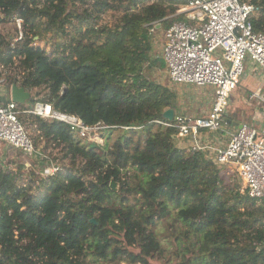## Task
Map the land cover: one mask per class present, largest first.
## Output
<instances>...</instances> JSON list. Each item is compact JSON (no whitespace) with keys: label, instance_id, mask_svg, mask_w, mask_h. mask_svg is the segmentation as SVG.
Masks as SVG:
<instances>
[{"label":"trees","instance_id":"1","mask_svg":"<svg viewBox=\"0 0 264 264\" xmlns=\"http://www.w3.org/2000/svg\"><path fill=\"white\" fill-rule=\"evenodd\" d=\"M90 1L94 18L77 13L72 0H0V14L22 19L26 30L14 48L0 34V62L15 73L8 86L38 90L39 100L85 125L112 127L102 146L90 147L60 122L19 116L36 134L34 147L58 150L68 165L57 161L61 170L35 181L32 194L0 161V264H149L162 255L158 224L181 264H264L263 205L226 183L223 175L233 176L207 154L178 148L175 129L156 123L179 113L176 93L144 73L165 68L151 56L149 30L185 21L176 12L186 1ZM251 2L260 7L251 22L264 33V0ZM107 11H120L118 23L98 26ZM37 19L61 37L76 21L79 37L47 54L28 36ZM36 96L18 108L30 110ZM168 109L172 121L163 116Z\"/></svg>","mask_w":264,"mask_h":264},{"label":"built area","instance_id":"2","mask_svg":"<svg viewBox=\"0 0 264 264\" xmlns=\"http://www.w3.org/2000/svg\"><path fill=\"white\" fill-rule=\"evenodd\" d=\"M178 11L190 12L187 22L172 24L164 32L162 60L169 80L176 84L209 87L212 102L204 116L194 117L179 113L172 123H160L176 130L175 138L192 137V152L208 147L197 143L201 131H219L224 123L226 109L232 92L244 74V63L251 62L264 74V33L257 32L251 18L260 7L242 0H185ZM177 11V12H178ZM16 37L11 48L23 37V21L14 18ZM154 25V24H153ZM152 25L150 33L158 26ZM32 46L36 47L33 40ZM7 66L0 62V146L6 145L20 151L35 161L51 162L40 176H53L61 167L36 149L20 122L19 116L28 114L43 120H53L66 125L70 132L86 144L103 145V132L112 128L104 124L85 125L78 117L56 111L48 102L38 100L30 110H20L11 100V86L7 84ZM33 96L31 90H26ZM10 96V98H8ZM259 98L254 94L252 97ZM263 103L264 116V98ZM128 129V128H123ZM216 166L225 168L227 174H235L246 188L249 198L264 207V138L257 130L245 124L239 126L228 139L226 146L213 150L209 157ZM25 187V185H24ZM34 192L35 187H25Z\"/></svg>","mask_w":264,"mask_h":264},{"label":"rangeland","instance_id":"3","mask_svg":"<svg viewBox=\"0 0 264 264\" xmlns=\"http://www.w3.org/2000/svg\"><path fill=\"white\" fill-rule=\"evenodd\" d=\"M45 1L46 0H40L39 2L40 6H42L45 3ZM72 1H73L74 9H76L77 13H83V11H87V14H90L92 18L97 16V12L93 7L92 1L87 0L86 4L82 3L80 0H72ZM247 2H251V0H247ZM181 8H183V5L179 7V9ZM180 14L184 15L185 21H177L175 23L187 22L191 15L190 12L188 11L176 12V15H180ZM120 17H121L120 11H107L104 14L100 15L101 19L97 21L98 22L97 24L98 26H113L116 23H118ZM0 20H3V22L0 23V34L5 38L6 43H10L11 41H13V39L16 37L17 34L15 20L14 18L4 17L3 14H0ZM37 21L39 23L37 26L38 28L28 33V36L33 37L32 39L35 41L36 47L45 50L47 54H51L54 50L58 49L60 45H63L65 43H70V39L73 35L79 37L77 31L73 30V26H75L76 21H73L72 25H66L65 29L68 32V36L66 37L65 36L61 37L58 34H55L53 31L47 30L45 20L37 19ZM94 21L95 20L93 19L91 20V22ZM164 32L165 30H159V28L157 31L153 33H150L149 31V34H151V45H152L151 56L157 59H162V49L164 46ZM22 33L24 35L26 33V30L25 32L23 31ZM32 43L34 42L32 41ZM7 73L12 76H14L15 74L14 69L13 67H11V65L7 66ZM144 73L155 84L161 85L163 87H167L176 93L177 95L176 102L179 108L181 109L180 113L183 114L186 113L189 115L190 114L189 111H192V109L195 108L194 105L197 103V102L195 103L194 100H197V98L201 96L203 97L205 96L207 99H209L211 88L172 83L168 78L166 67L164 69H158V68L147 69L145 67ZM38 93L39 91L35 90V92H33V95L36 96ZM42 95L44 94L40 93L38 97L36 96L38 100L43 98ZM8 98H10V96H8ZM22 104L25 107H28L30 105L29 99H26ZM197 105H199L197 106V108H199L201 106V103L198 102ZM236 107H237V102L235 101V99H233L231 105H228L227 107L229 114H232L233 110H235ZM26 131L28 132L29 136L31 135V137H34L36 135L31 131L30 128H28V126L26 128ZM89 146L92 147L94 146V144L90 143ZM42 147L43 144L41 143L37 149L42 151ZM43 154H45L46 156L50 155L48 156V158L51 159L54 164H58L57 161L63 164V162H61L62 156L61 154L58 153V150L49 149ZM53 159H56V162ZM0 161L2 162L6 171L21 174L23 187L25 185V187H30V188L33 186L35 188L38 187V184L35 181H38L39 178H44V176L43 177L40 176V173L43 171V169L48 168V166L51 164V162L47 163L46 160L39 162L32 160L26 157L25 155H23L20 151L6 145L0 146ZM65 163H67L68 165V162H64V164ZM58 165L61 167L60 164ZM231 175L233 177H227L226 175H223V180L228 184L229 183L237 184V186H239L242 191L243 190L242 183L238 180L235 174H231ZM117 189L118 186L115 185V190ZM29 193L34 194L33 192H29ZM156 230L158 232V236L163 246V250L161 251L162 255H158L156 258L150 260L149 264H181L180 263L181 252L180 250L178 251L177 249L174 248V244L169 242L168 231L164 229L162 224H158Z\"/></svg>","mask_w":264,"mask_h":264},{"label":"crops","instance_id":"4","mask_svg":"<svg viewBox=\"0 0 264 264\" xmlns=\"http://www.w3.org/2000/svg\"><path fill=\"white\" fill-rule=\"evenodd\" d=\"M244 74L242 75L237 88L232 92L228 105H231L233 99L237 102V107L232 114L226 109L225 123L223 127L216 132L201 131L198 135L197 143L208 147L203 150L208 157L212 156L213 150L226 146L228 139L234 131L242 124H247L254 127L260 138H264V116L263 103L261 98H264V74L262 70L251 62L244 63ZM209 88V87H208ZM210 90V89H209ZM212 89L210 90L209 99L201 96L194 100L196 103L194 109L189 111V115L194 117L204 116L210 109L212 102ZM254 94L259 95L253 98ZM198 102L201 106L197 108ZM228 107V106H227ZM177 113H180V108L177 104ZM186 114V113H185ZM188 115V114H187ZM195 141L192 137L176 138V145L180 149L189 151L195 146Z\"/></svg>","mask_w":264,"mask_h":264},{"label":"water","instance_id":"5","mask_svg":"<svg viewBox=\"0 0 264 264\" xmlns=\"http://www.w3.org/2000/svg\"><path fill=\"white\" fill-rule=\"evenodd\" d=\"M30 93L27 92L25 89L17 86L12 85L11 86V100L15 103L22 104L26 99H29ZM164 118L168 121L173 120V111L168 109L164 112ZM111 189H115L114 183H111ZM93 223L94 220H91Z\"/></svg>","mask_w":264,"mask_h":264}]
</instances>
